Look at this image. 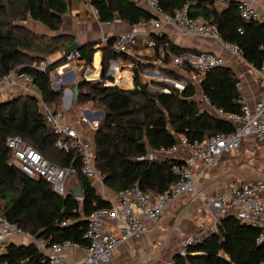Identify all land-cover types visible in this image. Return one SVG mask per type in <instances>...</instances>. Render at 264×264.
I'll return each instance as SVG.
<instances>
[{"label": "trees", "instance_id": "1", "mask_svg": "<svg viewBox=\"0 0 264 264\" xmlns=\"http://www.w3.org/2000/svg\"><path fill=\"white\" fill-rule=\"evenodd\" d=\"M90 2L102 22L112 20L116 14L121 21L133 25L151 16L133 0ZM69 3L70 0H0V76L11 70L30 75L41 100L54 112L59 111L61 90L52 89L48 72L37 69L35 64L57 51L62 53L73 38L65 34H38L23 22L32 19L51 31H58ZM159 3L166 13L186 6L190 19L216 24L220 39L240 48L243 59L253 69L258 70L264 63V21L243 20L237 1H228L221 9L214 0H159ZM152 38L156 41L152 62L113 52L112 39H108L101 56L100 79L76 82L75 103L95 102L103 112L92 132L93 163L102 173L103 186L111 193L138 186L155 198L178 181L171 167L182 163L174 155H159L160 147L169 148L183 136L188 140H204L234 131L229 122L198 110L193 98L196 87L190 82L183 88L162 86L168 92H151L141 83L140 71L153 66L173 79L185 78L166 63L170 55L188 50L167 41L162 34H153ZM158 45L163 46V56L159 55ZM95 51L94 43L83 44L78 49L79 58L89 64ZM116 57L132 63L130 89L105 85V81H112L106 74L108 60ZM61 61L62 57L53 65ZM236 74L224 65L199 75L201 92L215 106L239 112ZM13 135L20 136L51 163L75 166L73 186H80L81 196H74L70 188L59 195L43 178L29 177L10 164L11 151L5 140ZM56 139L34 96L18 93L0 102V207L10 222L34 238L56 243L73 241L85 246L87 240L83 234L88 216L109 206L110 200L102 197L94 182L82 174L78 152L57 149ZM149 152L155 153L153 159H148ZM257 234L256 226L227 215L218 220L213 231L187 245L184 255L174 254L173 264H257L264 257V246L256 242ZM0 264H44V259L32 242L9 243L0 255Z\"/></svg>", "mask_w": 264, "mask_h": 264}, {"label": "built area", "instance_id": "2", "mask_svg": "<svg viewBox=\"0 0 264 264\" xmlns=\"http://www.w3.org/2000/svg\"><path fill=\"white\" fill-rule=\"evenodd\" d=\"M144 1L152 13L148 24L154 34H160L162 26L168 24L176 28L182 35L218 40L232 59H238L242 64L248 65L251 71L256 72L259 88L255 101L252 104L246 102V97L242 92V81L238 75L235 86L239 91V112H229L215 106L201 92L199 75L215 67L227 66L222 55L211 50H201L197 53L183 51L170 55L166 66L185 76L181 81L173 80L176 87L183 88L187 82L193 84L196 87L193 98L198 110L229 122L233 125L234 131L226 135L216 134L204 140H188L183 136L169 148L160 147L157 153L166 157L175 155L180 149L186 151L183 158L179 159L182 163L174 164L171 167L172 172L178 177V181L160 192L155 198H152L149 192L142 191L138 186L114 193L115 201H110L109 206L96 209L88 216L83 234V238L87 240L85 246L73 241L56 243L34 238L17 224L10 222L0 207V255L9 243H20V238L30 237V242L43 254L44 264H67L63 255L67 249H77L83 253V258L72 264L107 263L118 251L120 244L146 232L151 222L170 208L176 199L189 194L198 195L199 189L192 182L191 175L194 165L200 163L204 167L212 166L218 162L222 154L235 150L246 139H251L259 143L260 147H264V63L258 70L253 69L243 59L240 48L220 39L216 24L190 19L186 6L174 8L170 13H166L159 0ZM237 7L243 20L263 21L262 15L250 0H238ZM92 11L97 13L94 7H92ZM135 39L134 31L122 32L111 41L110 49L119 54L129 53L135 45ZM147 44L154 48L156 41L150 38ZM157 49L159 55L163 56V46L158 45ZM92 56L90 63L84 64L83 60L79 58L78 50H75L67 55L61 54V64L55 66L53 65L55 60L45 56L35 64V67L41 71H47L51 86L58 88L64 86L63 77L72 73L76 64L80 65L81 76L73 72V81L100 79L101 57L96 55L94 64H91ZM19 82H24L29 85L30 89L35 90L31 76L24 72L11 70L0 76V102L9 98L10 93L17 94L20 88ZM71 87L64 89L63 106L65 111L70 109L71 100L74 99ZM162 90L168 92L167 88H162ZM41 111L46 123L57 135L55 147L65 152H78L82 174L93 181L101 192L104 191L102 173L94 167L93 163L92 138L86 137L81 132L82 123H86L92 130L97 127L101 119V115L98 114L99 110L81 109V115L75 122L66 119L65 111L54 112L45 105ZM5 144L11 151L10 164L15 165L29 177L43 178L57 194H65L68 189V178L77 172L75 166H58L49 162L18 135L8 136ZM154 155L153 152H149L147 157L153 159ZM202 198L214 211H221L224 205H229L232 214L240 222H246L258 228L256 242L264 246V177L254 178L231 188L226 193H220L210 198L204 195ZM112 221L117 225V233L107 226L108 222ZM198 237L197 234L187 236L179 253L184 255L186 246ZM14 238L19 240H14ZM166 264H173V259L168 260ZM257 264H264V257Z\"/></svg>", "mask_w": 264, "mask_h": 264}, {"label": "crops", "instance_id": "3", "mask_svg": "<svg viewBox=\"0 0 264 264\" xmlns=\"http://www.w3.org/2000/svg\"><path fill=\"white\" fill-rule=\"evenodd\" d=\"M133 1L151 13V10L144 0ZM228 1L231 0H214V3L217 8L221 9L225 7ZM250 2L262 15L264 21V1L250 0ZM92 7L90 0H70L67 12L62 15V25L58 31H51L42 23L32 19L25 20L23 24L38 34L50 36L65 34L70 35L73 41L80 45L94 43L96 55L100 57L102 56L108 39L113 40L115 36L122 32L134 31L136 34L135 45L128 54L136 59L152 62L154 48L149 46L147 42L150 38L153 39L152 35L154 33L148 24V20L129 25L121 21L115 14L112 20L102 22L98 20L97 13L92 11ZM160 34L167 41L178 47L185 48L188 51L193 50L198 52L201 50H211L222 55L227 62V66L236 71V75L241 79L242 92L246 97V102L252 104L255 101L259 88L257 80H254L249 70H246L241 64L234 63V59L230 57L229 53L218 40L182 35L176 28L168 24L162 26ZM50 57L52 60H58L61 57V53L57 51L51 54ZM122 59L125 58L119 57L113 62V65L115 64L118 67L128 65ZM125 60L130 62L128 59ZM154 63L157 64L156 61ZM91 64H94V61ZM73 72L81 76L80 65L76 64ZM72 73L63 77L64 86H73L79 80L73 81ZM121 82L124 85L131 84V80L127 75L123 76ZM18 86H20L18 90L20 92L24 91L28 93L27 91L30 89L29 85L24 82H19ZM250 140H244L240 146ZM246 150L241 149L233 155L230 153L234 150L224 153L220 156L218 162L212 166L204 167L200 163L194 165L191 170V175L192 182L199 189L198 195L189 194L176 199L170 208L151 222L146 232L123 242L109 262L98 264H165L167 259H172L173 255L180 251L182 243L187 236L194 234L198 236L206 235L213 231L220 218L232 214L231 207L224 205L221 211H214L202 196L214 197L253 179H249V177H253L252 172L237 175L238 160L246 156ZM185 154L186 151L180 149L174 156L180 159ZM72 178L73 176L67 180L68 188L74 185L70 183ZM101 195L110 201L116 200L114 193H111L108 189L106 191L104 189ZM108 223V228L117 233V225L114 221ZM14 240H17V238H14ZM63 255L67 264H72L83 258V253L77 249H67Z\"/></svg>", "mask_w": 264, "mask_h": 264}, {"label": "rangeland", "instance_id": "4", "mask_svg": "<svg viewBox=\"0 0 264 264\" xmlns=\"http://www.w3.org/2000/svg\"><path fill=\"white\" fill-rule=\"evenodd\" d=\"M50 56L51 55H48V57H50ZM61 63L62 62H60L58 64H61ZM234 63L235 64H241L246 70H249L253 79L257 80L258 75L256 74V72L251 71L250 68L248 67V65L242 64L238 59H234ZM112 67L116 69L117 75L115 76V78H112V81L110 83H113L115 80L118 83V85H124L121 81L123 79V76H125V75H127L131 78V83H132V70H131L132 66L122 65L121 67H118L114 64ZM124 69L128 70V71H125ZM145 71H148V72L143 74V76H142L143 80H142L140 73L145 72ZM140 73H139V79H140L141 83L146 84L147 89L151 92H157V91H155L150 86L160 87V88H163L162 86L176 87V84L174 81L175 80L181 81V79H175V78L173 79V77L171 75L167 74L166 71L160 70L159 68H157L155 66H153L152 68H145V69L141 70ZM52 81H54V80H52ZM171 81H173V84H171L172 83ZM107 82H109V81H105V84ZM132 86H133V83H132ZM51 87L54 90H61V100H60V106H59L58 110L62 111V112L65 111L64 106H63V103L65 100L63 98V95H64V89H67L69 86H60L58 88L54 87V86H51ZM27 92H28V94L37 98L38 104H39V109L42 110V107L45 104L41 100V95H40L39 91L37 89H35V90L29 89V91H27ZM18 93L19 94H21V93L25 94L24 91H22V92L18 91ZM14 95H15V93H10L9 98H11ZM96 105L97 104L95 102H94V104H92V103L76 104L75 99H72L70 109L68 111H65L66 119L70 120L71 122H75L76 120L79 119V117L81 115V109L87 108L90 110H100L101 111V108L97 107ZM81 132L86 137L92 138L93 130L86 123H82ZM241 149H247L246 150L247 154H246V156H244L243 158L238 160L237 175H242V174L244 175V174H246V172H249V173L252 172L253 177H249V179L250 178L254 179V178H258V177H264V147H260L259 143H256L255 141L250 140V141H247L244 145L240 146L238 149L231 152L230 154L233 155L236 152H239ZM229 167H231V166H229ZM70 183L75 184V178L74 177L70 180ZM67 184H68V182H67ZM67 188H68V185H67ZM103 188L105 189V191L107 190L104 186H103ZM95 189L100 194H102L103 191L101 192L100 188L96 184H95ZM104 195H109V194H104ZM29 238H20V243H24V244L30 243ZM168 260H170V259H167L166 262ZM166 262H165V264H166Z\"/></svg>", "mask_w": 264, "mask_h": 264}, {"label": "water", "instance_id": "5", "mask_svg": "<svg viewBox=\"0 0 264 264\" xmlns=\"http://www.w3.org/2000/svg\"><path fill=\"white\" fill-rule=\"evenodd\" d=\"M80 44H78L77 42L73 41L72 43L68 44L63 50H62V54L64 55H67L75 50H78L80 48ZM95 56H96V52L93 53V56H92V60L94 61L95 60ZM119 57H116V58H113V59H109L108 60V68H107V75L111 76L112 78H115V76L117 75L115 69H113L112 65H113V62H115ZM122 61L124 62H127V64L129 66H131V63L126 61L125 59H122ZM148 71H145V72H142L140 73L141 75V79L143 80L142 76L144 73H146ZM130 78V77H129ZM131 80V78H130ZM173 84V81H171ZM106 86H111V85H116L118 88L122 89V90H126V89H130L132 88V85H118L117 82L114 80L113 83H110V82H107L105 84ZM151 88H153L155 91L157 92H163L162 88L160 87H153V86H150ZM71 92L73 94V98L76 99L77 96H78V85L77 83H74L73 86L71 87ZM99 115H101V117H103V112L102 111H99L98 112ZM71 192L73 193L74 196L76 197H79L81 196V190H80V186L79 185H76V186H72L70 188ZM176 254H180L179 252H177Z\"/></svg>", "mask_w": 264, "mask_h": 264}]
</instances>
